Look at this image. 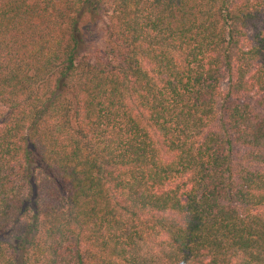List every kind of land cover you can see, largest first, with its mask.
<instances>
[{
	"label": "trees",
	"instance_id": "trees-1",
	"mask_svg": "<svg viewBox=\"0 0 264 264\" xmlns=\"http://www.w3.org/2000/svg\"><path fill=\"white\" fill-rule=\"evenodd\" d=\"M2 233L0 264H264V0H0Z\"/></svg>",
	"mask_w": 264,
	"mask_h": 264
},
{
	"label": "rangeland",
	"instance_id": "rangeland-1",
	"mask_svg": "<svg viewBox=\"0 0 264 264\" xmlns=\"http://www.w3.org/2000/svg\"><path fill=\"white\" fill-rule=\"evenodd\" d=\"M95 23V22H93ZM103 23L102 22H97V24H89L87 30L85 31L86 33V43L83 46V53L86 52H95L96 51V55L100 54L99 52H103L104 51V31H103ZM10 236V234L8 235V233H2L0 234V238L8 241L11 240V237H7Z\"/></svg>",
	"mask_w": 264,
	"mask_h": 264
}]
</instances>
